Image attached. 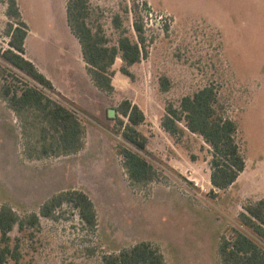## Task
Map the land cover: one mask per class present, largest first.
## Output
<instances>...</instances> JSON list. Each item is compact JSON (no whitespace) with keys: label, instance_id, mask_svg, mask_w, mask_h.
Here are the masks:
<instances>
[{"label":"rangeland","instance_id":"obj_1","mask_svg":"<svg viewBox=\"0 0 264 264\" xmlns=\"http://www.w3.org/2000/svg\"><path fill=\"white\" fill-rule=\"evenodd\" d=\"M16 1L28 29L24 57L51 82L45 95L73 110L85 130L80 152L29 158L20 122L0 99V208L24 223L9 233L18 264H103L104 255L139 242L158 249L165 264H222L219 245L234 231L261 245L239 216L264 200V0H89V24L101 26L109 46L121 34L136 41L134 8L144 25L147 54L128 67L129 76L115 60L110 93L96 88L86 72L66 24L67 0ZM6 8L0 0V50L9 48ZM116 16L124 33L114 26ZM0 68V85L13 74L17 87L36 86L1 58ZM206 86L217 91V115L235 123L245 162L222 191L209 182L211 150L203 139L184 120L178 123L183 132L175 135L161 126L168 106L179 109L183 97ZM124 101L143 114L137 130L146 140L144 150L121 136L118 119H126L118 109ZM124 147L153 168V181L130 183L119 155ZM71 190L91 200L94 230L69 204L52 218L40 216L48 199ZM32 215L37 225L28 222Z\"/></svg>","mask_w":264,"mask_h":264},{"label":"trees","instance_id":"obj_2","mask_svg":"<svg viewBox=\"0 0 264 264\" xmlns=\"http://www.w3.org/2000/svg\"><path fill=\"white\" fill-rule=\"evenodd\" d=\"M7 23L6 36L9 38L8 49L0 50V58L15 69L24 72L36 86L24 84L17 87L10 79L0 85V99L18 118L22 136L26 142L23 150L29 158L60 157L80 152L85 143V130L73 110L45 95L43 90H52L51 82L24 57V43L27 25L21 20L16 0H6ZM142 6L146 7V4ZM133 31L136 41L120 35L116 46H109L100 25L91 26L89 0H67L65 5L66 24L76 38L86 72L96 88L110 93L113 90L111 67L119 58L122 62L121 74L129 76L128 67L138 63L145 51L144 25L133 9ZM114 26L121 30L119 17L114 18ZM120 33H124L123 30ZM1 69V68H0ZM166 81L164 88H166ZM217 91L213 86H206L192 96L181 99L179 109L168 106L161 122L165 132L175 135L183 132L178 125L184 120L185 128L199 135L211 150V172L209 182L215 190L230 187L244 170L245 162L235 140L236 125L229 119L217 115ZM118 119L121 136L126 143L144 150L146 140L137 130L144 117L141 111L130 102L124 101L119 106ZM123 168L132 185L145 186L157 176L153 168L139 154L130 148L119 149ZM217 193L213 194L216 196ZM69 204L78 210L83 224L90 230L96 228V214L91 200L81 191L71 190L52 196L40 209V216L52 218L56 209ZM242 226L257 237L261 245L240 231H234L230 239H224L218 253L222 264H264V200L249 204L239 216ZM32 225L38 224V217L32 215ZM22 228L24 223L9 208H0V264L12 260L18 264V247H11L9 233L15 226ZM103 264H165L162 254L148 242H139L117 255H104Z\"/></svg>","mask_w":264,"mask_h":264},{"label":"water","instance_id":"obj_3","mask_svg":"<svg viewBox=\"0 0 264 264\" xmlns=\"http://www.w3.org/2000/svg\"><path fill=\"white\" fill-rule=\"evenodd\" d=\"M112 111L109 112V114H111Z\"/></svg>","mask_w":264,"mask_h":264},{"label":"crops","instance_id":"obj_4","mask_svg":"<svg viewBox=\"0 0 264 264\" xmlns=\"http://www.w3.org/2000/svg\"><path fill=\"white\" fill-rule=\"evenodd\" d=\"M26 39V38H25ZM30 61V60H29ZM35 66V65H34ZM43 74V73H42ZM45 76V75H44Z\"/></svg>","mask_w":264,"mask_h":264}]
</instances>
